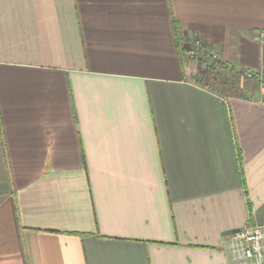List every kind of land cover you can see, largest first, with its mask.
Returning <instances> with one entry per match:
<instances>
[{
  "label": "crops",
  "instance_id": "obj_1",
  "mask_svg": "<svg viewBox=\"0 0 264 264\" xmlns=\"http://www.w3.org/2000/svg\"><path fill=\"white\" fill-rule=\"evenodd\" d=\"M261 32L264 0H0V264H234Z\"/></svg>",
  "mask_w": 264,
  "mask_h": 264
},
{
  "label": "built area",
  "instance_id": "obj_2",
  "mask_svg": "<svg viewBox=\"0 0 264 264\" xmlns=\"http://www.w3.org/2000/svg\"><path fill=\"white\" fill-rule=\"evenodd\" d=\"M260 40L264 39V33H260ZM204 56V64L208 69L217 67V56L214 53L203 50L198 43L196 49L190 52ZM246 78L256 79L260 85H264V72L254 73L249 70H241ZM226 253L234 264H264V230L257 225H244L231 233L226 241Z\"/></svg>",
  "mask_w": 264,
  "mask_h": 264
},
{
  "label": "rangeland",
  "instance_id": "obj_3",
  "mask_svg": "<svg viewBox=\"0 0 264 264\" xmlns=\"http://www.w3.org/2000/svg\"><path fill=\"white\" fill-rule=\"evenodd\" d=\"M239 74H240L244 79H246V80L248 79L247 81L251 80L250 78H246V77H245L244 75H242L240 72H239ZM253 80H256V79H253ZM256 82L259 83L257 80H256ZM259 84H260V83H259ZM262 86H264V85H262Z\"/></svg>",
  "mask_w": 264,
  "mask_h": 264
}]
</instances>
